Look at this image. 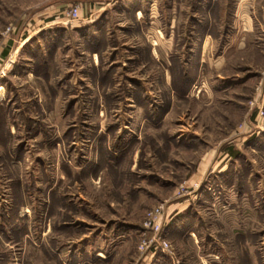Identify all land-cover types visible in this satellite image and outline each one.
<instances>
[{
	"label": "rangeland",
	"instance_id": "obj_1",
	"mask_svg": "<svg viewBox=\"0 0 264 264\" xmlns=\"http://www.w3.org/2000/svg\"><path fill=\"white\" fill-rule=\"evenodd\" d=\"M93 2L0 0V264H264V4Z\"/></svg>",
	"mask_w": 264,
	"mask_h": 264
},
{
	"label": "crops",
	"instance_id": "obj_2",
	"mask_svg": "<svg viewBox=\"0 0 264 264\" xmlns=\"http://www.w3.org/2000/svg\"><path fill=\"white\" fill-rule=\"evenodd\" d=\"M236 10H235V15L236 14H240L242 16V20H243V23L246 27V29L242 28V32L241 31H236L235 34H232V40H235V39H244V37H246L248 34H249V31H251V26L252 24L254 25L256 22H254L253 20L256 18L255 17V13L254 11L256 12V9L260 8L262 4H264V0H236ZM53 3H56V1H53L51 4ZM58 4V3H56ZM55 5H50L48 7H57V9L59 8V6H56ZM91 5V4H89ZM101 4L97 3V2H93V5L92 7L93 8H97V6H99ZM109 6V5H106V7ZM85 7H86V4H85ZM104 8V7H103ZM109 8V7H108ZM90 14H89V18H90V21L93 17V13L91 14V12H93V9L90 8ZM261 14V13H260ZM260 18H264L262 17V15L260 16ZM264 21V19H263ZM264 25V23H262ZM203 40L206 41L207 40V36H204L203 37ZM171 209L170 210H175V205H172L170 206ZM171 211V212H172Z\"/></svg>",
	"mask_w": 264,
	"mask_h": 264
},
{
	"label": "built area",
	"instance_id": "obj_3",
	"mask_svg": "<svg viewBox=\"0 0 264 264\" xmlns=\"http://www.w3.org/2000/svg\"><path fill=\"white\" fill-rule=\"evenodd\" d=\"M105 1L108 3L110 0H97V3L104 4ZM66 17L77 20L79 18V11L78 7L71 8L66 11ZM161 211H158V214H155V216H160ZM147 227H151V229L154 231V235L150 241L149 248L156 251H162V252H169L170 248L167 243H164L163 239L161 238L160 232L162 231V223H155L154 219L151 221L149 220L147 222Z\"/></svg>",
	"mask_w": 264,
	"mask_h": 264
}]
</instances>
